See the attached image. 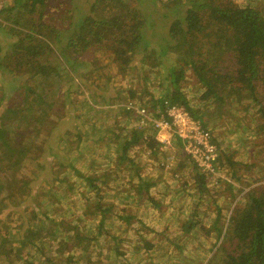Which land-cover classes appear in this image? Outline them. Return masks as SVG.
I'll list each match as a JSON object with an SVG mask.
<instances>
[{
  "label": "trees",
  "instance_id": "16d2710c",
  "mask_svg": "<svg viewBox=\"0 0 264 264\" xmlns=\"http://www.w3.org/2000/svg\"><path fill=\"white\" fill-rule=\"evenodd\" d=\"M62 1L64 0H59L60 3ZM146 1L152 2L136 0V3L142 6ZM159 2V6L164 10L162 18L167 23L164 33L166 35L159 38L149 37L145 31V27L155 28L151 13L144 12L135 2L131 4L130 0H83L79 4L71 0V9L66 6L71 10L67 11L71 21L66 22V25L62 24L61 18L54 17L55 15L48 21L37 19L44 16L41 8L46 4V0H14L12 6L0 5V14H6L5 20H11L14 24L26 28L12 27L14 40L7 45L6 51H3L0 43V213L9 206H17L36 196L30 183L42 172L46 163L49 165L48 160L45 162L43 158L44 161L41 162V159H38L46 152L48 146L52 156L56 155L55 150L62 152V142L68 134L74 132L70 119L76 118V103L73 97L79 82L85 87L92 85L95 89L112 90L115 74L110 72L111 69L121 74H131L134 79L138 75L148 81L150 71L147 72L146 61L160 66L161 78L164 79V85L160 83L163 89L159 90L160 96L154 97L149 90L145 91L151 96L152 108H162L163 111L167 105H181L192 117L203 122L205 118L202 115V107L191 105L185 90L181 88L180 84L185 80L186 71L192 69L197 81L204 87L199 96L200 100L217 99L222 102L224 96L220 90L228 83L238 82L240 85L235 88L238 98L242 94L250 96L259 122L254 127L247 123L240 125L239 122L232 123L231 127L235 128L233 131L236 132L239 127L240 133L245 132L247 126H251L252 132L256 127L255 134L262 136L264 143V69L260 67L258 60V55H264V15L249 3L239 4L235 0ZM86 6L89 7V12L83 13ZM12 10L16 12L12 14ZM179 10L183 12L182 16L175 14ZM36 12H39L38 17H32ZM103 75L107 79L104 86L96 82L97 77ZM7 79L14 82L13 89L8 88ZM118 88L120 90H117L116 94H109V97L102 92L100 96L103 102L118 100L117 97L122 91L121 86ZM123 91L128 94V100L124 106L118 108L131 118L134 110L130 109L127 103L136 97L137 88L129 87ZM7 93L9 98L6 101ZM93 97L95 98V94ZM137 119L140 118L136 116L135 120ZM203 125L211 133L210 127L204 123ZM125 130L128 133L124 132ZM125 130L121 133L112 131L111 138H108V144H111V141L116 144L118 165L128 162L130 167L139 169L137 161L130 154L135 145H144L153 154H158L164 148L155 138V130L148 132L138 126ZM77 135L80 136L81 133ZM248 139L251 141V137ZM213 140L216 142L215 137ZM180 143L181 141H178V145ZM235 151H225L224 163L231 169V175H236V167H233L239 163L233 159L237 153ZM182 152L192 160V183L199 194L204 196L207 182L216 183L221 175L216 176L210 171L202 170L184 148ZM221 157L222 154L219 159ZM220 164L223 165L222 160ZM179 165L184 167V162ZM56 175L51 174L52 183L61 180ZM83 177L89 180L92 188H97L98 195L89 197L86 205L92 206L99 214L100 225L104 226L105 219L110 217L107 213H113V209L101 203L105 195L100 192L98 185H94L96 177ZM137 178L144 184L143 176L139 172ZM148 186L149 184H146L145 189H148ZM244 195L245 202L234 208V213L230 214L226 224L221 225L215 220L217 243L212 246L213 253L206 264H264V185L251 187ZM141 197H144V194ZM147 200L155 203L149 195ZM29 205L31 204L25 206V214H30L28 219L31 221L26 226L22 222L19 225L15 222L14 226H9L6 231L0 227V264H12L9 259L14 252L18 251L20 255V251L28 249L29 246L36 248V251L42 250L38 245L49 236L54 237L57 245L55 250L60 257L64 255L65 246L70 248L73 243L68 240L72 229H76L75 236L82 243L79 244L78 253L83 252V255L86 254L91 241L99 240L101 236L104 239L100 227L99 232L89 237L80 228L66 227L69 222L49 216L46 212L44 220H41L37 208H30ZM51 205L50 203L49 206ZM196 214L197 211L194 210L192 218L182 222L184 232L197 227L196 223H192ZM133 216L119 214L125 221L131 220ZM49 225H52L53 229L49 228ZM68 229L69 234L59 238L62 236L60 231L67 232ZM44 231L46 234L42 236ZM109 238L115 243L109 251L122 256L117 245L122 238L116 235ZM10 240L18 242L7 246ZM222 240L225 241L224 244L220 243ZM43 243H46V240H43ZM105 243H109V240H105ZM146 243L147 250L156 246ZM17 245L19 246L16 247ZM214 247L217 248L213 249ZM76 250L77 248L69 249L71 254L64 255L63 264H79L80 256L75 258L76 254H72ZM86 259L89 260L87 257ZM45 261L51 260L46 257ZM25 264L31 263L25 261ZM120 264L135 263L122 261Z\"/></svg>",
  "mask_w": 264,
  "mask_h": 264
},
{
  "label": "rangeland",
  "instance_id": "374dc122",
  "mask_svg": "<svg viewBox=\"0 0 264 264\" xmlns=\"http://www.w3.org/2000/svg\"><path fill=\"white\" fill-rule=\"evenodd\" d=\"M81 1L83 0H73L76 4ZM134 2L137 4L136 0H130L131 4ZM235 2L249 3L261 11V15H264V0H235ZM13 3L14 0H0L1 7L12 6ZM159 4V0H152L150 3L146 1L142 6L137 4L144 12L151 13L153 17L155 28L145 27L147 35L153 36V38L166 35L164 33L167 23L162 18L164 10ZM69 5L71 6V0H64L62 3L59 0H46V4L41 8L44 16L42 19H37L48 21L55 15L54 17L61 18L62 24L66 25V22L71 21L67 14V11L71 12ZM23 10L26 11V9ZM15 12L16 10H12L11 13ZM86 12H89L88 6L83 13ZM38 13L36 12L32 17H38ZM182 13L179 10L175 14L182 16ZM5 15L4 13L0 14V24L2 25L0 43L3 51H6L7 45L14 40L12 27L24 28L14 24L11 20H5ZM258 60L261 64L260 67L264 69V55H258ZM103 61L106 62V55L103 56ZM146 66L147 72L150 71L148 81L138 75L135 80L131 74H121L111 69L110 72L115 74L112 90L110 88L107 90L95 89L92 85L85 87L79 82V87L73 97L76 103L74 107L76 118L71 117L70 119L74 132L68 134L66 140L62 142V152L55 150L56 155L52 156L48 146L46 152L38 159H41V162L44 159L45 162L48 160L49 165L46 163L42 172L37 177L35 176L34 181L30 183L32 192L36 196L17 206H9L0 213V227L3 231L8 230L9 226H14L15 222L17 225L22 222L26 226L31 220L28 219L30 214H25V206L31 204L28 207H36L41 220H44V212H46L49 216L69 222L66 227L80 228L86 236L95 235L101 228L104 239L100 235L99 240L91 241L85 255L80 251L78 253L79 244L82 243L75 236L76 229H72L70 232L71 237L68 240L73 242L70 248L73 250L77 248L72 254H76L75 258L80 256L79 264H91V262L94 264H120L122 261L135 264H206L208 262L207 260L213 253L212 246L217 243L218 233L215 228V220H218L221 225L226 224L230 214L234 213V208L245 202L244 192L251 187L264 185L263 137L255 134L257 133L256 127L253 128L254 133L251 131V126L254 127L259 122L256 116L257 111L251 104L250 96L242 94L238 98V91L235 88L240 83L235 81L228 83L220 90L224 101L200 100L199 96L204 87L197 81L196 74L192 69H189L185 73V80L180 85L190 99L191 105L202 107V115L205 119L204 122H201L210 127L213 139L215 137L217 145H219L220 154H222L219 163L222 160L223 165L218 163L215 167L217 171L215 175L218 173L221 175L217 178V182L208 181L206 194L204 196L199 194L191 179L192 160L182 152L183 145L181 143L178 145L180 140L171 131L165 134V137L169 138L170 144L165 145L158 154H153L144 145H135L131 148L130 154L137 161L139 169H135V166L130 167L128 162L118 165L116 144L112 141L111 144H108V138H111L113 132L121 133L132 126L142 128L139 119L135 120L136 116L140 117L138 111H141L142 106L149 110V115L152 113L156 117L154 110L158 108H152L151 96L145 91L149 90L154 97H159L161 93L159 90H163L160 83L164 85V79L161 78L160 66H155L148 61H146ZM106 69L108 70V68ZM106 69L104 70L106 71ZM97 78L96 82H100L104 86L107 80L106 76ZM7 81L8 88L13 89L14 82L8 79ZM118 86H121L122 89L117 97L119 101L110 99L107 103L103 102L100 94L103 92L102 94H106L107 97L111 93L116 94L117 90H120ZM129 87L137 88L136 97L127 103L130 109L134 110L131 118L118 108L124 106L128 100V94L123 90ZM8 93L5 96L6 101L9 98ZM93 94H95V98H92ZM118 110H120L119 113H117ZM237 122L240 125L247 123L251 126H247L245 132L241 133L238 127V133L233 131L235 128L231 127L232 123ZM143 128L147 131L149 126H143ZM226 131L227 133H225ZM249 136L251 141L248 139ZM231 149H235L237 152L233 159L239 163L233 168L236 167L235 172L238 179L235 174L231 175V169L224 163L225 151ZM180 162H184V167L178 166ZM137 172L143 176L144 184L137 178ZM55 173L61 180L52 183L51 174ZM88 175L96 177L93 183L98 185L100 192L105 195L101 199V203L113 209V213H107L110 217L105 219L104 226L100 225L99 214L92 206L86 205V200L89 197L98 195L96 194L97 188H92L93 185L91 186L89 180L83 177ZM105 181L107 182L103 183ZM146 184H149L148 189H145ZM142 194L144 197L140 198ZM147 195L153 197L155 203L148 201ZM50 203L51 206H49ZM194 210L197 211V214L192 223H196L197 227L184 232L182 222L191 219ZM119 214H133L134 216L131 217V220L125 221L119 217ZM219 223L218 225L221 226ZM12 228L16 230L15 227ZM49 228L53 229L52 225H49ZM69 230L67 232L61 230L59 234L62 236L59 238L68 235ZM45 234L44 231L42 236ZM111 235L122 238V241L117 244L118 252L122 253V256L109 251L115 244L114 240L109 238ZM43 240H46V243H43ZM43 240L38 245L42 250L36 251V248L29 246L28 249L20 251L22 252L20 255L18 251H15L9 261H12V264H25V261L31 264H63L64 255L71 254L70 248L65 246L64 255L59 257L55 250L57 245L54 237L49 236ZM105 240H109V243H105ZM16 242L18 241L10 240L7 246L16 244ZM145 242L156 244V246L147 250ZM224 242L222 240L220 243L224 244ZM186 254L188 256H185ZM46 257H49L51 261L46 262ZM40 259L43 261H39ZM73 264L75 263L73 262Z\"/></svg>",
  "mask_w": 264,
  "mask_h": 264
},
{
  "label": "built area",
  "instance_id": "2783aa9c",
  "mask_svg": "<svg viewBox=\"0 0 264 264\" xmlns=\"http://www.w3.org/2000/svg\"><path fill=\"white\" fill-rule=\"evenodd\" d=\"M128 105V104H127ZM129 107V105H128ZM139 113V124L149 126L147 130H155L159 142L169 144L166 133L171 131L181 141L183 148L204 171L216 174L215 167L219 162L220 150L213 140L212 133L203 125L201 120L192 117L181 105H170L154 110L156 117L142 106ZM159 113V115H157ZM138 115V114H137ZM219 173L216 175L218 176Z\"/></svg>",
  "mask_w": 264,
  "mask_h": 264
},
{
  "label": "clouds",
  "instance_id": "9594fccd",
  "mask_svg": "<svg viewBox=\"0 0 264 264\" xmlns=\"http://www.w3.org/2000/svg\"><path fill=\"white\" fill-rule=\"evenodd\" d=\"M154 136H156V135H154ZM157 140H158V139H157ZM160 143H161V142H160ZM161 144H162L163 146H165V145H169L170 143L167 144V143H163V142H162Z\"/></svg>",
  "mask_w": 264,
  "mask_h": 264
}]
</instances>
